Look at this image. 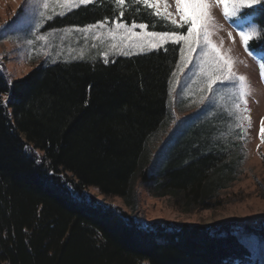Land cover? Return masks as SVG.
Segmentation results:
<instances>
[{
	"label": "trees",
	"instance_id": "1",
	"mask_svg": "<svg viewBox=\"0 0 264 264\" xmlns=\"http://www.w3.org/2000/svg\"><path fill=\"white\" fill-rule=\"evenodd\" d=\"M112 8L82 7L60 25L94 23ZM123 12L127 23L163 28L145 10ZM240 16L264 31L260 6ZM248 49L264 53V38ZM177 52L168 46L108 64L55 62L10 82L0 69V264H258L227 225L141 226L82 194L92 186L127 197L135 180L148 177L147 141L168 119ZM199 145L188 134L167 154L156 177L163 195L180 192L199 204L213 195L224 165L220 156L194 161ZM258 233L264 244V225Z\"/></svg>",
	"mask_w": 264,
	"mask_h": 264
},
{
	"label": "rangeland",
	"instance_id": "2",
	"mask_svg": "<svg viewBox=\"0 0 264 264\" xmlns=\"http://www.w3.org/2000/svg\"><path fill=\"white\" fill-rule=\"evenodd\" d=\"M104 2L112 4L110 17L89 24L60 25L62 18L79 8ZM43 4L44 0H0V25H5L0 27V69L9 82L23 77L39 65L76 60L108 64L118 57L157 51L168 46H175L178 50L169 80L168 119L147 141L150 155L148 177L135 180L127 197L106 195L92 186L85 188L82 194L133 216L141 226L153 222L164 226L187 223L204 225L215 231L220 230L221 225H227L249 248L251 262L264 264V244L258 233L264 225V142L260 138L261 120L264 119V80L259 68V63L264 62V53L246 51L239 36L241 31L260 28L250 17L242 18L239 13L225 19L221 6L211 0L210 39L223 54L231 57L232 70L246 77L248 94L244 101H239L235 95L236 85L230 82H218L212 91H208L207 75L201 71V65L209 60L208 56L201 55L199 51L193 52L191 62L182 68L181 48L188 55L183 41L167 40L157 49L150 47L149 40L144 38H141L143 47L122 40L119 31L115 40L109 37V28L115 30L116 23H124L129 28L133 24L146 25L122 20L121 10L130 7L139 12L145 10L160 20L164 28L155 30L146 25L143 30L132 29L133 32L172 33L175 30L176 34H186L187 25L178 27L182 21L175 0H161L153 7L137 4L133 0H126L123 6L117 5L114 0H92L87 5L72 4L70 7L52 0L47 8ZM165 7L171 13L167 19L156 15ZM61 12L64 15H60ZM172 18L176 20V25L171 23ZM101 24L103 27H100ZM87 25L97 27L88 33L77 30ZM37 36H45V39L38 40ZM113 44L118 47H113ZM125 52L128 54L125 55ZM2 99L4 101L6 97ZM237 104L239 107H236ZM207 131L209 137L205 133ZM188 134L200 139L198 147L203 155L199 154L194 161L215 163L220 156L219 164L224 165L220 166L222 176H219L213 195L203 204L187 200L180 192L172 196L163 195L162 190L156 188L157 173L167 154ZM187 145L191 146V143ZM187 145L184 147L188 149Z\"/></svg>",
	"mask_w": 264,
	"mask_h": 264
},
{
	"label": "snow or ice",
	"instance_id": "3",
	"mask_svg": "<svg viewBox=\"0 0 264 264\" xmlns=\"http://www.w3.org/2000/svg\"><path fill=\"white\" fill-rule=\"evenodd\" d=\"M50 0H44L43 6L48 7ZM52 2L64 6H71L72 4H84L87 5L92 0H52ZM137 4L147 5L153 7L155 4L161 2V0H133ZM117 5H125L126 0H114ZM215 3L220 5L222 13L225 19L237 16L244 8H253L254 6H260V10L264 12V0H215ZM177 13L180 15L182 21L181 25H187L186 34H176L175 30L172 33H157V32H133L132 29L139 28L141 30L146 28L144 24H133L129 28L124 23H116L115 30L109 28L108 35L112 40L116 39L117 31L122 33V40H128L134 42L139 47H143V41L141 38L149 40V46L159 49L162 42L171 40L173 42L183 41L187 45L188 55H185L184 48H181L182 68L187 67L193 59L192 53L199 51L201 55L208 56L209 60H205L201 65V71L207 75L206 86L208 91H212L214 85L224 82H230L236 85L235 95L239 101H244L247 92L246 77L243 75H237L233 70V60L230 56L223 54L219 48L210 39L211 36V0H175ZM43 15V14H42ZM60 15H64L63 12ZM120 15L123 16L124 12L121 10ZM156 15L163 16L165 19L171 17V13L165 10L163 12H156ZM51 19V17H48ZM171 23L176 25L177 22L174 18L171 19ZM5 27V25H0ZM97 25H87L84 29H77L78 31L88 33L90 29L96 28ZM103 27V24L100 25ZM241 43L245 46V50L248 51L249 41L252 39L264 38V31L257 30L256 28L249 29L247 31H241L239 33ZM38 40H44L45 36H37ZM31 44L32 41H29ZM113 47L118 45L113 44ZM207 50V51H206ZM125 55L128 53L125 52ZM208 65L207 68L204 65ZM260 76L264 80V62L259 63ZM236 107H239L237 104ZM247 110V109H245ZM247 118V117H246ZM260 138L264 142V119L261 120Z\"/></svg>",
	"mask_w": 264,
	"mask_h": 264
},
{
	"label": "bare ground",
	"instance_id": "4",
	"mask_svg": "<svg viewBox=\"0 0 264 264\" xmlns=\"http://www.w3.org/2000/svg\"><path fill=\"white\" fill-rule=\"evenodd\" d=\"M218 248V247H217Z\"/></svg>",
	"mask_w": 264,
	"mask_h": 264
}]
</instances>
